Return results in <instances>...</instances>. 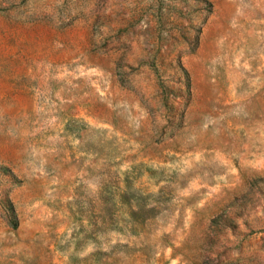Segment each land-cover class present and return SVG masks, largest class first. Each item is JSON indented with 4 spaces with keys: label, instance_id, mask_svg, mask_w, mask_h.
I'll return each instance as SVG.
<instances>
[{
    "label": "rangeland",
    "instance_id": "374dc122",
    "mask_svg": "<svg viewBox=\"0 0 264 264\" xmlns=\"http://www.w3.org/2000/svg\"><path fill=\"white\" fill-rule=\"evenodd\" d=\"M0 264H264V0H0Z\"/></svg>",
    "mask_w": 264,
    "mask_h": 264
}]
</instances>
